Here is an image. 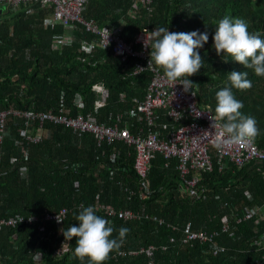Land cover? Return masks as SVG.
Wrapping results in <instances>:
<instances>
[{"label":"trees","instance_id":"1","mask_svg":"<svg viewBox=\"0 0 264 264\" xmlns=\"http://www.w3.org/2000/svg\"><path fill=\"white\" fill-rule=\"evenodd\" d=\"M136 1L88 0L82 15L130 45L139 32L156 27L207 32L208 42L198 50L203 66L189 77L197 102L214 116L215 93L231 86L228 72L247 71L251 87L232 91L242 113L256 119L260 131L252 143L264 150V77L218 56L212 46L216 22L225 15L243 18L249 31L264 38V0ZM0 10V112L7 113L0 143V264H87L74 258L75 238L65 239L62 232L79 223L81 206L90 205L111 221L113 238L121 227L129 229L104 264H264V160L243 166L228 161L225 167L215 161L211 173L183 175L176 159L158 154L143 180L135 170L137 148L125 140L98 144L91 133L49 120L42 123V141L27 140L25 133L38 135L41 121L16 113L80 114L106 126L121 119L120 128L145 134L153 127L140 118L139 104L153 72L136 73L138 59L124 61L101 48L100 36L82 23H76L71 44L54 49L64 28L47 24L52 6L31 1ZM157 113L162 128L164 120L176 127L186 122H175L164 108ZM63 211L64 217L54 218ZM126 211L136 217L120 218ZM187 233L212 240L184 243Z\"/></svg>","mask_w":264,"mask_h":264},{"label":"built area","instance_id":"2","mask_svg":"<svg viewBox=\"0 0 264 264\" xmlns=\"http://www.w3.org/2000/svg\"><path fill=\"white\" fill-rule=\"evenodd\" d=\"M31 1L40 2L43 7L52 6L54 11L46 20L47 24L62 25L64 28V35L56 40L53 46L54 49L58 50L71 44L76 23H82L88 32L100 36L99 45L101 48L112 49L115 56L121 57L124 61H127L129 58L138 59L135 69L136 73L144 70H151L153 72L148 93L139 104V110L144 114V116L140 117L141 119L146 118L153 128H157L160 126V124H156V121L159 119L157 110L164 108L168 110L169 117L175 122L183 119L186 122L179 127H176L172 123L169 126L166 125L164 130H168V135L161 137L159 131H155L153 128H149L145 134L142 132L139 135H135L129 128L119 127L121 119H119V123H116L115 126H106L97 124L89 116L86 117L80 114L71 117L62 114L58 115L52 111L25 114L16 113L18 116L26 117L28 121L35 119L41 121L38 135L33 137L31 134L25 133L27 140L30 142L43 140L42 123L46 120L72 127L78 133H91L98 144L102 142L111 143L114 140H125L137 148L135 170L143 180L148 177L152 168V161L158 154L168 161L176 159L178 161L177 169L183 175L190 172L199 175L202 172L211 173L214 170L215 161L222 163L223 167H225L229 163L228 161L234 162L237 166H243L246 162L254 159L264 160V150L258 149L253 145L252 141L246 145L217 146L215 138L218 129L211 126L212 121L210 119V116H213V114L207 107L197 102L193 87L190 88L189 92H184L181 85L172 86L171 83L163 79L161 70L151 64L148 65L150 49L145 46L144 39L146 37L145 43H149L147 39L149 33L141 31L136 36L134 45L127 44L120 33H116L109 27L100 29L96 22L87 21L83 18V9L88 0H0V9L3 6L16 9L22 3ZM138 2L139 0L135 3ZM152 2L153 0H146L147 5H150ZM85 46L91 47L87 43H85ZM99 93L104 94V89L99 88ZM103 104L99 100L96 105L102 107ZM6 114L0 112V143L2 141ZM198 180L197 177L192 179L190 181L191 185L195 186ZM96 207L104 209L100 205ZM105 209L109 214H114V211L110 207L107 206ZM65 214L66 211H63L61 215L54 218L59 219L60 217H64ZM238 214L239 210L232 207V217L238 219L240 217ZM119 217L129 220L134 219L136 216L126 211L120 212ZM247 217H252V213H248ZM195 239L201 241L212 240L205 234L187 233L183 242L186 243ZM143 252H145L144 249L141 250V253Z\"/></svg>","mask_w":264,"mask_h":264},{"label":"clouds","instance_id":"3","mask_svg":"<svg viewBox=\"0 0 264 264\" xmlns=\"http://www.w3.org/2000/svg\"><path fill=\"white\" fill-rule=\"evenodd\" d=\"M147 39L149 43H145V37L144 44L150 49L148 65L161 70L163 79L172 86L181 85L184 92H189L194 84L189 77L203 66L204 59L198 50L208 42V33L199 30L173 32L168 27H156ZM212 46L218 56H230L232 61L251 69L256 76L264 77V38L260 31H249L243 18L225 15L219 19L212 35ZM247 76V71L228 72L231 86L215 93L214 117L210 119L211 126L218 129L217 146L246 145L259 134L256 119L242 113L243 103L232 91L233 88L249 89L251 81ZM75 219L79 223L72 224L62 234L68 240L75 238L73 256L81 262L87 259V264H104L110 254L121 247L129 231L121 227L113 238L111 221L98 215L91 205L81 206Z\"/></svg>","mask_w":264,"mask_h":264},{"label":"crops","instance_id":"4","mask_svg":"<svg viewBox=\"0 0 264 264\" xmlns=\"http://www.w3.org/2000/svg\"><path fill=\"white\" fill-rule=\"evenodd\" d=\"M163 122H165L164 124H166L167 126H169L171 123H169V122H167V121H163ZM162 120H161V124H160V126L158 127L159 128V132H160V136L161 137H166L167 135H168V130H164V128H162Z\"/></svg>","mask_w":264,"mask_h":264},{"label":"water","instance_id":"5","mask_svg":"<svg viewBox=\"0 0 264 264\" xmlns=\"http://www.w3.org/2000/svg\"><path fill=\"white\" fill-rule=\"evenodd\" d=\"M0 12H2V10H0Z\"/></svg>","mask_w":264,"mask_h":264},{"label":"rangeland","instance_id":"6","mask_svg":"<svg viewBox=\"0 0 264 264\" xmlns=\"http://www.w3.org/2000/svg\"><path fill=\"white\" fill-rule=\"evenodd\" d=\"M64 35V34H63Z\"/></svg>","mask_w":264,"mask_h":264}]
</instances>
